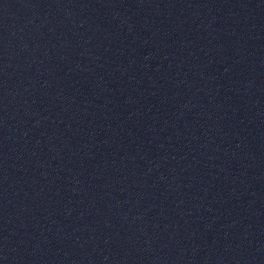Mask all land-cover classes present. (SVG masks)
<instances>
[{
	"label": "water",
	"instance_id": "95a60500",
	"mask_svg": "<svg viewBox=\"0 0 264 264\" xmlns=\"http://www.w3.org/2000/svg\"><path fill=\"white\" fill-rule=\"evenodd\" d=\"M0 264H264V0H0Z\"/></svg>",
	"mask_w": 264,
	"mask_h": 264
}]
</instances>
